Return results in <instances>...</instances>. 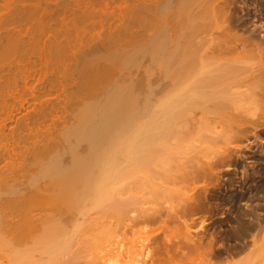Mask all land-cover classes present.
<instances>
[{"label": "bare ground", "instance_id": "bare-ground-1", "mask_svg": "<svg viewBox=\"0 0 264 264\" xmlns=\"http://www.w3.org/2000/svg\"><path fill=\"white\" fill-rule=\"evenodd\" d=\"M249 15V0H0L7 264H61L102 219L108 264H216L208 226L225 221L258 249L264 34ZM242 253L225 264H264Z\"/></svg>", "mask_w": 264, "mask_h": 264}, {"label": "rangeland", "instance_id": "rangeland-1", "mask_svg": "<svg viewBox=\"0 0 264 264\" xmlns=\"http://www.w3.org/2000/svg\"><path fill=\"white\" fill-rule=\"evenodd\" d=\"M263 3H264V0H249V14H250L249 15V27L252 29L256 27L255 29H257L256 31H257L258 35L261 33L264 34V19H262V17L264 18V13H262V12H264L263 11L264 10V4ZM259 176H260V174H259ZM236 186L237 185H235L234 187H236ZM237 187L238 188H236V189L239 191L240 188H239V186H237ZM263 189H264V187H260L257 189V191L254 190L252 192V194L254 193L253 196H254V199L256 201L255 203L258 204V206L262 207V209L264 207V190ZM249 194H251V193H249ZM255 203H254V205H255ZM225 208H226L225 206H222L220 208L221 210H219L218 216L221 217L223 214H224V216H226L225 215L226 213H222V212H224ZM263 211H264V209H263ZM236 213L240 214L241 216L243 215L242 209H239L237 211L235 210L234 215H236ZM242 217L245 219H248L244 215ZM106 220L107 219H102L101 220V222L103 221L102 224H101V222H99L101 227L100 226H98V227L94 226L93 228H97V229H92V230H94V231H92V234H87V235H85L86 237L83 236V238H81L77 242V244L74 246V249L72 252H64L63 254H61V259H62L61 264H108L107 256H106V254L108 252L104 251V249H106V248L109 249L108 248L109 242L107 241V238H106V235H107L106 232L109 231L108 230L109 227H107V225H105V227L102 226L107 222ZM249 222H250V216H249ZM207 223H209V222L207 221ZM207 223L205 222L202 224V226L204 225L203 228L204 227L207 228V226L209 225ZM227 223H229V222L225 221L223 223H219L217 225H214L213 228L211 225H209L211 228L208 226L209 232L212 233V231H213V234L217 233L216 235H214L215 239H216L215 240V248L217 250L219 248L220 252H222L221 257L214 260L216 264H225L227 261L239 259L243 255H245V253H242V252H264V242H263L262 238L257 239L258 249L256 251H254L255 250V246L253 245L254 237H250L252 235V233H251V235H249V250L243 251L242 247H241L242 241L236 239L233 236L234 232L238 229V227H237L238 225L237 224H231L229 227V224H227ZM197 228H199L201 230V225H200V227L197 226ZM197 228L195 227L196 230H197ZM193 229H194V227L191 229V231ZM195 229L192 232H194ZM202 230H205V229H202ZM221 231L225 232V233H220ZM218 232H219V234H218ZM220 234H224V235H220ZM218 235H220L221 237L219 238ZM124 248H125V246H122V249H124ZM9 253L10 252H0V264H7L8 263L7 262V256L9 255ZM111 253H114V252H111ZM117 258L119 259V263H124L125 259L128 260L125 256V252H122L120 257H117Z\"/></svg>", "mask_w": 264, "mask_h": 264}]
</instances>
